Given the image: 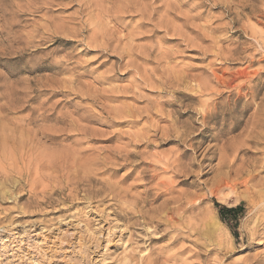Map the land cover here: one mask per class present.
<instances>
[{
  "label": "rangeland",
  "instance_id": "obj_1",
  "mask_svg": "<svg viewBox=\"0 0 264 264\" xmlns=\"http://www.w3.org/2000/svg\"><path fill=\"white\" fill-rule=\"evenodd\" d=\"M35 261L264 264V0H0V264Z\"/></svg>",
  "mask_w": 264,
  "mask_h": 264
},
{
  "label": "trees",
  "instance_id": "obj_2",
  "mask_svg": "<svg viewBox=\"0 0 264 264\" xmlns=\"http://www.w3.org/2000/svg\"><path fill=\"white\" fill-rule=\"evenodd\" d=\"M216 208L218 210L219 216L223 222H225L227 225H229L226 221L231 217L235 216L239 211L242 212V206H237L235 208H226L223 206H220L218 204H215Z\"/></svg>",
  "mask_w": 264,
  "mask_h": 264
},
{
  "label": "bare ground",
  "instance_id": "obj_3",
  "mask_svg": "<svg viewBox=\"0 0 264 264\" xmlns=\"http://www.w3.org/2000/svg\"><path fill=\"white\" fill-rule=\"evenodd\" d=\"M4 126V125H3ZM46 137V136H45ZM48 138V137H47ZM51 139V138H50ZM219 182V181H218ZM223 182V181H222ZM222 182L220 183V184H222ZM225 183V182H224ZM227 183H229V182H227ZM226 183V184H227ZM236 184V183H235ZM223 185V184H222ZM234 185V184H233ZM230 187H232V186H230ZM235 187V186H234ZM66 239V236L65 235H63V237L62 238H60L59 239V245H62L63 244V240H65ZM55 248V247H54ZM56 252V251H55ZM40 253V252H39ZM54 253V252H53ZM53 255H55V253L53 254ZM44 257V255H42V254H40V260H41V262H42V258ZM52 257V256H51ZM39 259V258H38ZM44 259V258H43ZM44 261V260H43ZM31 264H40V262H37V261H35V262H33V263H31Z\"/></svg>",
  "mask_w": 264,
  "mask_h": 264
}]
</instances>
